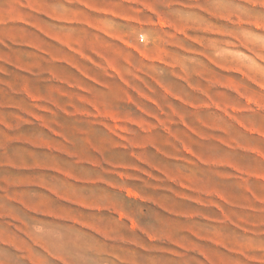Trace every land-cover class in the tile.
Segmentation results:
<instances>
[{
  "label": "rangeland",
  "instance_id": "374dc122",
  "mask_svg": "<svg viewBox=\"0 0 264 264\" xmlns=\"http://www.w3.org/2000/svg\"><path fill=\"white\" fill-rule=\"evenodd\" d=\"M0 264H264V0H0Z\"/></svg>",
  "mask_w": 264,
  "mask_h": 264
}]
</instances>
